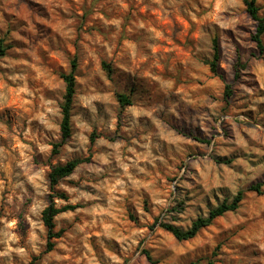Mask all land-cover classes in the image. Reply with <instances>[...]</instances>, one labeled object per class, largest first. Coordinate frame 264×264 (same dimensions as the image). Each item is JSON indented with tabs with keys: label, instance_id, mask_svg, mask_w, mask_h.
Returning a JSON list of instances; mask_svg holds the SVG:
<instances>
[{
	"label": "clouds",
	"instance_id": "clouds-1",
	"mask_svg": "<svg viewBox=\"0 0 264 264\" xmlns=\"http://www.w3.org/2000/svg\"><path fill=\"white\" fill-rule=\"evenodd\" d=\"M0 264H264V0H0Z\"/></svg>",
	"mask_w": 264,
	"mask_h": 264
}]
</instances>
